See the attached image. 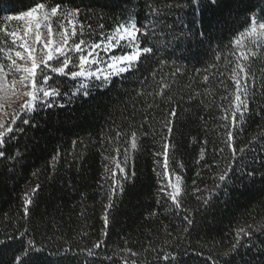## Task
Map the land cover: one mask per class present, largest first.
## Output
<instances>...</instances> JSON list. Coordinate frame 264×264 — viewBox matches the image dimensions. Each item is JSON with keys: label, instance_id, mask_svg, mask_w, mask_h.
Listing matches in <instances>:
<instances>
[{"label": "trees", "instance_id": "1", "mask_svg": "<svg viewBox=\"0 0 264 264\" xmlns=\"http://www.w3.org/2000/svg\"><path fill=\"white\" fill-rule=\"evenodd\" d=\"M51 3L80 9L78 20L84 25V35L71 39L69 47L80 39L91 43L101 40V31L110 32L117 21L123 22L130 14L138 27L154 29L148 36H140L141 47H152L153 51L142 56L131 71L114 75L99 87L100 81L94 78L68 74L79 70L74 67L79 53H72L66 74L47 71L49 85L59 88L61 94L54 98L52 107L21 114L13 126L15 131L0 146L5 153L0 157V264H15V257L29 247V241L34 244L23 264H125L131 260L137 264H264V49L249 45L256 56L240 61L250 65L251 73L246 79L239 76L249 90L243 120L233 128L230 120L222 119L230 116L225 109L236 90L231 76L239 52L232 54L230 40L243 29L250 14L264 13V0H217L215 5L201 0L199 13L192 0ZM34 6L32 0H0V30L19 31V22L5 17L19 16ZM152 7L161 10L158 19L150 14ZM153 20L156 23L150 24ZM7 46H12L10 37L7 45L0 41V47L7 50ZM97 51L105 62L122 53L120 48ZM0 61L9 63L4 53H0ZM49 63L60 67L62 59ZM204 76H208L207 81ZM82 83L87 85L88 95L77 91ZM164 84L169 87L163 88ZM162 88V95H158ZM24 99L5 103L6 126ZM172 108L177 115L172 118L169 138L174 146L169 173L183 178L180 207L159 192L168 177L157 175L163 157L156 153L162 151L161 137L167 134L162 122ZM23 119L29 123L23 124ZM225 123L234 132L237 159L230 179L216 188L217 174L232 155L225 143L229 130L223 127ZM117 132L125 135L111 142L106 139ZM132 132L139 137L135 151L130 149ZM245 145L248 147L240 153ZM126 148L129 159L122 166L128 179L112 196L105 228L103 216L111 184L105 164L118 179L122 174L104 157L123 160ZM53 157L58 159L53 162ZM37 185L33 194L31 189ZM26 192L32 203L24 218ZM205 199H209L207 204ZM185 216L193 221L191 225ZM249 225L251 237H241L236 251L225 256L236 242V229ZM99 241H103L101 246L94 248ZM87 249L94 255L89 256ZM133 252L138 255L133 256ZM164 253L173 254L175 259L165 262Z\"/></svg>", "mask_w": 264, "mask_h": 264}, {"label": "snow or ice", "instance_id": "2", "mask_svg": "<svg viewBox=\"0 0 264 264\" xmlns=\"http://www.w3.org/2000/svg\"><path fill=\"white\" fill-rule=\"evenodd\" d=\"M32 2L35 6L30 7L28 11L21 12L19 16L5 17V20L7 21H18L19 31L0 30V32H2V35H0V41H3L4 44L7 45V38L10 37L12 42V46H7V50H5V47H0V53H4L7 61H9L8 64H4L0 61V113H3V115H0V146H3L6 137L15 131L13 126L17 123L18 119H21V114L30 115L32 112L36 111L38 107L53 106L54 98L61 93L59 88L49 85L48 81L51 77L47 74V71L50 70L53 73L66 74L65 69L72 63L71 55L73 52L79 53V62L74 65V67H78L79 70L71 71L68 74L73 78H94L100 81V84L97 85L99 87L106 84L112 76H118L131 71L142 56L150 54L153 51L152 47H141L140 36H148L150 31H154V29H150L148 25L138 27L136 20L130 14L126 16L123 22L117 21L116 25L110 32L105 33L101 31V40L91 43L84 39H80L79 43L73 42L71 47H69V41L71 39L78 35H84V25L78 20L80 9L65 8L58 3L55 4V6H52L51 0H46V2L32 0ZM192 2L195 11L199 13L201 0H192ZM210 3L215 5L217 0H210ZM150 14L158 19L161 10L152 7L150 8ZM247 21L248 22L244 25L243 29L239 30L234 38L230 40L229 45L234 56H236L237 51L239 52V55L236 56L237 63L232 70L231 76L232 80L235 82L236 90L234 92V100L230 101L229 108L225 109V112L230 113V116L225 115L222 119L225 121L230 120L233 128L239 126V122L243 120L244 114L248 110L249 90L246 84H241L239 76L240 74H243L246 79L251 74L250 65H246L240 61H248L250 55L256 56V52L253 51L249 45L264 49V13L260 15L250 14ZM54 23L56 24L55 28L53 27ZM155 23L156 20L150 22V24ZM99 27L103 29V25H100ZM203 34L204 33L202 32L200 33V35ZM54 35L57 39H54ZM101 48L104 52H110L112 49L120 48L122 49V53L119 55H111L108 58V61L105 62L99 58L100 53L97 50ZM85 51H87V55L83 54ZM13 52L14 56L12 55ZM216 58L220 59V56H217ZM61 59L62 66L60 67H53L49 63L54 60L60 62ZM18 60L23 63H18ZM101 63H105V68L102 69L97 67L95 71L91 70L92 65H99ZM177 71H179V69H177ZM16 74H19L18 78ZM9 76L12 77L10 81L8 80ZM203 78L205 81L208 80V76H204ZM167 87H169V85H163V88ZM163 88L157 93L158 95H162ZM77 91H83L84 95H88L87 85L83 83ZM19 97H26V99L20 104L19 111H15L12 114L11 121L6 126L4 120V116L7 115V113L4 112L5 103L12 102L13 98ZM169 99L171 98L169 97ZM223 99H227V97H223ZM176 115V109L172 108L169 111L168 116L162 122L163 127L167 129V134L161 137L162 151L156 153V155L163 157L162 170L157 172V175L160 177H168L167 183L159 188V192L164 193L174 206L180 207V197L184 191L183 178L174 172L171 174L169 173L170 151L174 147L169 143V138L173 132L172 118ZM22 123L28 124L29 121L23 119ZM223 127L229 129L225 133V143L231 149L232 155L225 162L224 168L217 174L219 183L215 186L216 188L221 187L230 179V173L233 171L237 159V150L234 146V132L229 128L228 123H225ZM122 135L125 134L117 132L115 137L106 139L111 142L114 139L118 140ZM144 135L147 134L145 133ZM261 138H264V134H262ZM138 139L139 137L137 136V133L132 132L130 141V149L132 151L138 149ZM253 139H256V137H253ZM103 143L104 140H101L102 145ZM247 147V145L241 147L239 152L244 153ZM220 151L223 152V149ZM116 152L119 154L120 149L116 148ZM4 155L5 153L0 151V157H3ZM203 155L204 149L202 148L201 159L203 158ZM57 159L58 157H53V162ZM104 159L111 164H114L115 169L122 174L118 179L116 177V172L109 167V164H105L104 171L109 174L107 178L111 180L108 191L109 203L105 206L106 211L103 216L106 228L109 223L107 210L112 206V196L115 194L118 187L122 189V181L128 179V173L122 165H127L129 149H124L123 160H118L116 157L110 155L105 156ZM157 163H159V161H157ZM179 166L183 167L182 164ZM219 167V162H217V168ZM251 174L252 173H249V175ZM33 175H36V173H33ZM172 176H174V181ZM38 187L39 185H37L36 188L31 189V192L34 194ZM166 189H170V191H166ZM196 191L200 190L196 189ZM209 199H205L204 203L207 204ZM157 202L159 203L160 201ZM31 203V196L26 192L23 197L24 218H27L28 216V206ZM184 219L187 221L188 225L193 223V221L187 216H185ZM251 228L252 226L249 225L246 227H238L236 229V242L233 243L228 252L224 253L225 256H229L232 252L236 251L241 237H251ZM185 231H187V228ZM103 234L106 233L102 231V235ZM102 243L103 241H99L95 243L93 247L98 248ZM33 244L34 241L28 242L29 247L25 249L21 255L15 257V264H23L24 257L29 255V251L32 250ZM35 251H41V249L36 248ZM127 251L131 252V249H127ZM87 253L89 256L94 255L92 249H87ZM131 254L133 256L138 255L134 252ZM162 259L165 262H168L174 260L175 256L171 253H164ZM125 264H137V261H126Z\"/></svg>", "mask_w": 264, "mask_h": 264}, {"label": "rangeland", "instance_id": "3", "mask_svg": "<svg viewBox=\"0 0 264 264\" xmlns=\"http://www.w3.org/2000/svg\"><path fill=\"white\" fill-rule=\"evenodd\" d=\"M54 39H57V37L55 36ZM97 67L103 69V68H105V65H101V64H100V65H96V66H95V65H94V66L92 65V66H91V70H92V71H95Z\"/></svg>", "mask_w": 264, "mask_h": 264}]
</instances>
